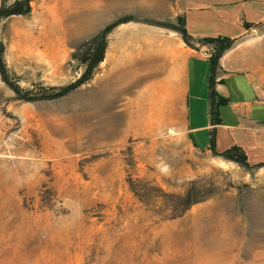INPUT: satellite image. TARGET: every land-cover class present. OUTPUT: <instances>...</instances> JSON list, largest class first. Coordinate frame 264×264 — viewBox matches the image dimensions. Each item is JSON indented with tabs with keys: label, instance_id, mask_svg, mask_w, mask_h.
<instances>
[{
	"label": "rangeland",
	"instance_id": "1",
	"mask_svg": "<svg viewBox=\"0 0 264 264\" xmlns=\"http://www.w3.org/2000/svg\"><path fill=\"white\" fill-rule=\"evenodd\" d=\"M220 1L33 0L0 39L24 90L60 88L84 72L76 49L119 18L175 24ZM103 68L51 100L18 99L0 75V264H264V172L198 150L147 107L113 104ZM208 78L206 66L192 76L205 99ZM192 188L207 198L180 214L174 196Z\"/></svg>",
	"mask_w": 264,
	"mask_h": 264
},
{
	"label": "crops",
	"instance_id": "2",
	"mask_svg": "<svg viewBox=\"0 0 264 264\" xmlns=\"http://www.w3.org/2000/svg\"><path fill=\"white\" fill-rule=\"evenodd\" d=\"M184 17L196 39L234 40L216 75V90L229 100L220 107L221 124L211 123L208 87L205 99L192 85L199 67L210 76L213 48L194 49L178 32L151 23H123L109 34L101 95L113 104L147 107L150 121L170 123L200 151L212 152L213 141L220 153L242 147L249 163L264 172L258 166L264 163V0L194 6ZM198 101L206 102L204 110L192 107Z\"/></svg>",
	"mask_w": 264,
	"mask_h": 264
},
{
	"label": "trees",
	"instance_id": "3",
	"mask_svg": "<svg viewBox=\"0 0 264 264\" xmlns=\"http://www.w3.org/2000/svg\"><path fill=\"white\" fill-rule=\"evenodd\" d=\"M32 2L33 0H16L14 3L7 5L6 0H3L0 7V22L12 16L29 15L33 9ZM132 21L140 22L133 16H124L122 18H119L118 20L101 30L93 38L84 42L80 47H78L73 53L70 63L76 61L79 66L84 67V72L77 80L60 88L41 87V89L39 90H24L21 87L19 80L13 79L11 77L10 69L6 61L7 47L4 41L0 39L1 78L8 85V87L15 92L17 98L21 100H51L63 97L70 92L80 88L81 86L89 83L94 78L98 67L105 59L109 34L118 25ZM155 25L178 32L182 36L186 44L194 49H198L199 47L205 45L211 46L213 48V54L211 55L209 60L211 71L208 81V98L210 102L211 123L214 127L221 124L222 120L220 117V107L228 104L229 100L221 96L216 90V75L220 68V58L226 50L230 49L233 46L234 40L229 37L223 36L196 39L189 34L184 16H179L177 18V23L175 24L158 23ZM50 91H54L55 93H51ZM210 149L212 150L214 155L220 156L227 161L234 162L242 168H245L247 170L256 168L249 163L248 156L242 147L233 146L230 149L220 153L216 150L215 142L213 141ZM258 166L262 167L264 166V163H261ZM131 188L139 197V191L137 190V187L135 186L133 181H131ZM194 190L195 188H192L184 197L174 196V198L180 199L177 207L180 210V214L185 213L194 204L202 202L207 198L206 195L195 196L193 194ZM177 216L178 215H175V217Z\"/></svg>",
	"mask_w": 264,
	"mask_h": 264
}]
</instances>
